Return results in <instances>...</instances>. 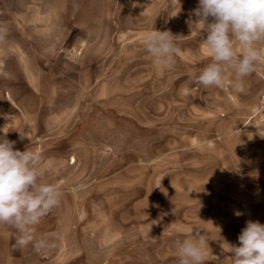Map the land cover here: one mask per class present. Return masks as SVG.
<instances>
[{
    "label": "rangeland",
    "instance_id": "rangeland-1",
    "mask_svg": "<svg viewBox=\"0 0 264 264\" xmlns=\"http://www.w3.org/2000/svg\"><path fill=\"white\" fill-rule=\"evenodd\" d=\"M198 6L0 0V129L15 149H38L45 180L63 185L59 207L33 229L55 244L43 250L55 263L178 264V243L197 228L205 264H232L228 244L239 246L248 221L264 224L254 153L263 95L243 125L226 95L233 73L222 87L188 78L211 62ZM155 30L175 36L171 67L145 50Z\"/></svg>",
    "mask_w": 264,
    "mask_h": 264
},
{
    "label": "clouds",
    "instance_id": "clouds-1",
    "mask_svg": "<svg viewBox=\"0 0 264 264\" xmlns=\"http://www.w3.org/2000/svg\"><path fill=\"white\" fill-rule=\"evenodd\" d=\"M195 15L206 33L202 43L211 62L199 74L189 71L188 78L205 88L222 87L231 72L234 89L244 92V78L264 70V0H199ZM7 34V27L0 25V42ZM144 47L155 64H175L177 47L171 32H150ZM0 132L5 134L0 136V226L17 231L14 247L31 244L39 253L55 244L37 239L33 229L59 207L63 185L45 180L48 166L38 149H15L16 142L6 138L8 132L4 128ZM238 240L239 246L228 244L232 264H264V224L248 221ZM207 249L208 241L194 228L190 238L178 243V264H205Z\"/></svg>",
    "mask_w": 264,
    "mask_h": 264
},
{
    "label": "crops",
    "instance_id": "crops-1",
    "mask_svg": "<svg viewBox=\"0 0 264 264\" xmlns=\"http://www.w3.org/2000/svg\"><path fill=\"white\" fill-rule=\"evenodd\" d=\"M233 78L229 80L226 90L230 109L237 117L241 118L243 125H247L258 110L256 104L260 93L264 95V70L244 78V92H237L234 89ZM254 153L258 154L264 162V145L254 149ZM17 235L18 233L13 227L0 226V264H57L53 259V252L47 258L44 251L36 252L31 244L23 249L14 247ZM35 236L37 239L40 238L36 233ZM45 257L48 260H44Z\"/></svg>",
    "mask_w": 264,
    "mask_h": 264
},
{
    "label": "built area",
    "instance_id": "built-area-1",
    "mask_svg": "<svg viewBox=\"0 0 264 264\" xmlns=\"http://www.w3.org/2000/svg\"><path fill=\"white\" fill-rule=\"evenodd\" d=\"M262 99L264 100V95H263V98Z\"/></svg>",
    "mask_w": 264,
    "mask_h": 264
}]
</instances>
